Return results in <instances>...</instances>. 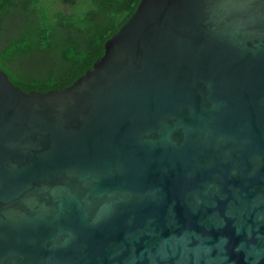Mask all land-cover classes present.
Listing matches in <instances>:
<instances>
[{
	"label": "water",
	"instance_id": "water-1",
	"mask_svg": "<svg viewBox=\"0 0 264 264\" xmlns=\"http://www.w3.org/2000/svg\"><path fill=\"white\" fill-rule=\"evenodd\" d=\"M0 264H264V0H141L62 90L0 69Z\"/></svg>",
	"mask_w": 264,
	"mask_h": 264
},
{
	"label": "trees",
	"instance_id": "trees-1",
	"mask_svg": "<svg viewBox=\"0 0 264 264\" xmlns=\"http://www.w3.org/2000/svg\"><path fill=\"white\" fill-rule=\"evenodd\" d=\"M141 0H0V69L26 92L71 86Z\"/></svg>",
	"mask_w": 264,
	"mask_h": 264
}]
</instances>
